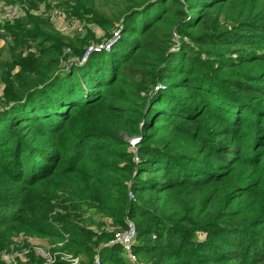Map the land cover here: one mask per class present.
Returning a JSON list of instances; mask_svg holds the SVG:
<instances>
[{
  "label": "trees",
  "instance_id": "trees-1",
  "mask_svg": "<svg viewBox=\"0 0 264 264\" xmlns=\"http://www.w3.org/2000/svg\"><path fill=\"white\" fill-rule=\"evenodd\" d=\"M5 1L0 264H45L29 238L52 264H264V0ZM128 220L135 263L110 243Z\"/></svg>",
  "mask_w": 264,
  "mask_h": 264
},
{
  "label": "built area",
  "instance_id": "built-area-1",
  "mask_svg": "<svg viewBox=\"0 0 264 264\" xmlns=\"http://www.w3.org/2000/svg\"><path fill=\"white\" fill-rule=\"evenodd\" d=\"M9 8L10 9L7 8V17L0 18V23L8 22V21L14 20V19L22 16L23 11L21 10L20 7L10 6ZM58 13L59 14L56 15L57 17L56 16H54V17H56V19L59 21L60 30L63 32V34H69L70 32L73 33L74 32L73 29L75 28V24H79V23L71 21V22H73V24H70V23H68V21L67 22L65 21V19H66L65 17H62L64 14H62L60 12H58ZM53 24H54V22H53ZM80 26H81V28L79 29L80 30L79 33L82 32V28H83L81 24H80ZM0 32L3 33V30L1 29ZM120 34H121V26H118L112 32L111 36L108 39H106L100 43L91 44V45L87 46L81 57H73L72 53L70 52V49L65 48L64 55L66 56V59L62 64L63 70L67 71L74 64L82 65L94 53L110 51L113 48V46L115 44H117V42L119 41ZM136 141L137 140H132L130 142V145L132 147H134ZM134 160L136 162L138 161V158L136 157V155L134 157ZM128 197L131 200L134 199V194L132 193V191L128 192ZM136 235H137V232H136L135 223L131 220H128L126 222L125 228L120 230V231L115 232L113 240L110 242L111 244L121 245L123 251L127 254V256L131 262L136 261V258L133 255V246H134ZM56 254H58L60 256L61 260H65L66 262H68V264H79V261H80L79 258H74L68 254H61V253H56ZM42 256L45 259V264H52L54 262V255H52L50 253L49 247H48V252L43 253ZM18 258L21 259V254H14L12 256V259H18ZM6 260H8V259H6ZM8 263H10V261H8ZM93 264H100L98 257L95 258V261Z\"/></svg>",
  "mask_w": 264,
  "mask_h": 264
},
{
  "label": "rangeland",
  "instance_id": "rangeland-1",
  "mask_svg": "<svg viewBox=\"0 0 264 264\" xmlns=\"http://www.w3.org/2000/svg\"><path fill=\"white\" fill-rule=\"evenodd\" d=\"M10 6H12L10 3H7L5 0H0V18L7 17V8L10 9L9 8ZM102 11H106V8H102ZM57 14H59L58 10H55V11L50 10L49 11L48 8H44L42 10V16H45V17L49 18L51 20V22L53 21L54 22V24H53L54 28L61 35V34H63V32L60 30L59 21L56 19V17H57L56 15ZM22 15L24 16V14H22ZM52 16L53 17L56 16V17L53 18ZM62 17L66 18L65 14ZM65 21L66 22L68 21V23H70V24H73V22L79 23L76 20H68L67 18L65 19ZM71 21H73V22H71ZM80 28H81L80 23L79 24H75V28L73 29V31H74L73 34H75V35L79 34V31H80L79 29ZM1 34H4V33H1ZM95 34L98 35V37H102L103 36L102 31L100 29H98V28L95 29ZM0 55H1V59L2 60H8L9 59V54H8L7 47H6V42L3 40V38H0ZM91 218H93L96 221L99 220L98 215H96V214H92ZM90 226L94 227V225H90ZM16 241L20 242L21 240L19 239V240H16ZM27 242L29 243L30 247L33 250H35L40 256H42L43 253H47L48 252V241H47V239L29 238V239H27ZM57 246L60 247L61 243H57ZM28 252L29 251L27 249H23L21 252L12 251V252H8L6 254L4 253L5 255L3 254L4 257L2 256V258L3 259L5 258L4 260L7 263H8V261H10V264H16L17 263V259H12V256L14 254H21V259L20 260L24 262L26 260V256H27ZM6 259H8V260H6ZM135 262L136 261H134L133 263H135Z\"/></svg>",
  "mask_w": 264,
  "mask_h": 264
}]
</instances>
